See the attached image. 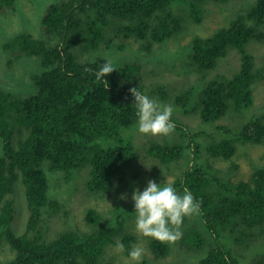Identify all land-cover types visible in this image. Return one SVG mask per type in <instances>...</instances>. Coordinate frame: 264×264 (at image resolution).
Here are the masks:
<instances>
[{"label":"trees","instance_id":"obj_1","mask_svg":"<svg viewBox=\"0 0 264 264\" xmlns=\"http://www.w3.org/2000/svg\"><path fill=\"white\" fill-rule=\"evenodd\" d=\"M173 1L61 0L47 8L42 20L44 33L54 42L34 38L29 32L12 39L11 45L18 53L38 57L43 68L33 75L34 91L26 97L0 87V247L7 242L14 251L12 258L0 264H103L107 248L117 239L128 252L135 237L127 230V214L119 204L110 218L89 207L86 220L90 231L65 229L51 239L47 237L44 210L56 204L49 195L44 165L63 174L89 165L87 187L91 193L108 194L113 184L128 178V173L133 178L139 175L131 170L138 158L136 149L122 133L137 122L131 87L125 82L136 75L139 65L123 62L105 77L108 87L104 88L94 72L105 61L89 56L99 49L118 47L117 40L128 38L140 40L141 48L150 51L153 44L181 32L187 18L173 11ZM228 1L186 0L189 17L199 23L206 3ZM14 3L0 0V9L11 8ZM263 38L264 0H254L212 35L191 39L190 65L197 71L216 68L230 49L240 54L236 72L212 77L192 103L202 122L213 123L230 110L238 111L253 103V85L264 79V65L255 67L247 45ZM84 52L89 56L82 59ZM191 96L190 90L181 92L176 104L186 111ZM172 122L175 139L153 140L146 152L161 164L177 161L187 148L194 154V162L175 185L182 191L187 188L202 202L200 217L206 234L196 225L185 228L181 245L202 254L193 264H244L243 255L223 246L219 237L223 233L246 247L257 236H264V167H255L248 180L224 182L217 171L210 174L211 167L198 162L201 145L196 137L200 133L190 132L181 122ZM14 130L18 133L15 141ZM236 135L241 143H262L263 119L249 120ZM206 148L223 159L236 151L228 138ZM19 175L28 209L25 230L20 234L11 226L13 202L5 199ZM149 247L154 258L170 252L168 243L152 238ZM246 261L264 264V252Z\"/></svg>","mask_w":264,"mask_h":264},{"label":"rangeland","instance_id":"obj_2","mask_svg":"<svg viewBox=\"0 0 264 264\" xmlns=\"http://www.w3.org/2000/svg\"><path fill=\"white\" fill-rule=\"evenodd\" d=\"M61 0H15L11 8L0 9V87L4 90L18 93L26 97L34 91L33 75L43 68L38 57L26 53L21 54L12 47L11 42L15 35L21 32H29L34 38L49 40L43 31V17L47 8ZM254 0H230L225 3L208 2L205 4L202 21L194 23L189 17V9L186 0H174L171 4L176 14L186 16L187 21L181 32L174 34L163 43H155L150 51L141 48V41L136 38L120 39L116 42L118 47L111 49H99L93 53H83L82 59L87 56L100 60H111L115 68L123 62L130 61L139 65L136 75L128 82L127 86L137 88L142 94L148 95L160 104H169L174 107L172 121H178L188 127L192 133H200L196 141L201 145L198 162L207 164L210 174L216 173L224 182H236L248 180L255 167H264V141L262 143H241L236 140V134L240 128L253 118L264 121V79L253 85V103L242 107L241 110H230L225 116L213 123L201 121L199 111L192 109L191 105L201 87L217 74L232 76L240 65V54L236 49H230L227 55L220 59L216 68L211 70H194L190 65L191 39L194 36H210L220 26L229 23V20L237 13L244 12ZM54 42L55 39L49 40ZM10 42V47L8 43ZM247 50L254 55L256 68L264 65V38L261 41L253 40L247 45ZM192 91V96L186 106V111L176 104V97L183 91ZM126 139L133 143L137 159L132 163V172L139 175L133 178L128 173L124 181L113 184L108 194L91 193L87 187L89 179V165H83L71 174L54 172L44 165L49 180V195L54 206L44 210L43 228L49 239L55 237L58 232L71 229L80 232L90 231L91 226L86 220V211L89 207L95 208L103 216L110 218L114 214L116 204L121 211H126L127 230L132 233L135 240L131 242L128 252L116 251V244L121 243L117 239L107 248L103 257V264H137L129 257V252L134 247H142L144 254L139 264H193L202 254L194 252L191 247L181 245L179 239L170 245V252L160 258H154L150 247L151 238L143 237L135 231V208L132 194L134 189L143 191L147 181L154 180L157 184L172 182L178 193H183L180 186L175 185L182 172L194 162V154L190 149L183 152V156L172 163H160L150 157L146 152L147 145L153 140H174L175 131L168 136H146L138 132L137 122L123 129ZM18 137L14 130L13 140ZM221 138L233 140L236 151L229 159H223L210 154L207 146L218 142ZM147 146V147H146ZM146 147V148H144ZM213 169V170H212ZM180 181V180H179ZM211 187H215L212 185ZM25 187L21 176L17 178L14 189L5 199L13 202L14 219L12 229L18 234L24 232L28 218V209L25 200ZM125 199H120L121 196ZM196 225L199 230H204L200 215H193L184 219L181 231ZM204 232V231H203ZM205 233V232H204ZM206 234V233H205ZM219 240L226 248L233 252H239L242 262L250 260L258 252H264V236H257L255 242L243 247L231 241L223 233ZM258 244L260 247H256ZM258 251V252H256ZM254 252H256L254 254ZM14 255L7 242L0 247V263L6 262ZM246 261V262H247Z\"/></svg>","mask_w":264,"mask_h":264},{"label":"clouds","instance_id":"obj_3","mask_svg":"<svg viewBox=\"0 0 264 264\" xmlns=\"http://www.w3.org/2000/svg\"><path fill=\"white\" fill-rule=\"evenodd\" d=\"M94 72L95 79L102 82L104 88L108 87L105 79L115 69L111 60H104ZM91 71V69H89ZM136 108L138 132L143 135L168 136L175 131L172 122L174 107L169 104H160L137 88H131ZM120 199H125L121 196ZM135 208V231L143 237L152 238L160 243L174 244L182 238V225L186 217L200 215L201 201L195 199L192 193L185 188L178 193L172 182L157 184L154 180L147 181L145 189L141 192L134 189L132 194ZM122 243L116 244V251H123ZM144 249L134 247L129 252L132 261L142 260Z\"/></svg>","mask_w":264,"mask_h":264}]
</instances>
